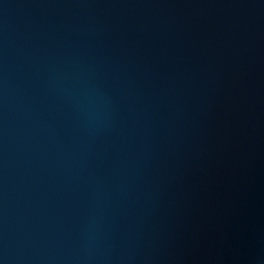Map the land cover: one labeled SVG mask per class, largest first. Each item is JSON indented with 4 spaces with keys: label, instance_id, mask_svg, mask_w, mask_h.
Segmentation results:
<instances>
[{
    "label": "water",
    "instance_id": "obj_1",
    "mask_svg": "<svg viewBox=\"0 0 264 264\" xmlns=\"http://www.w3.org/2000/svg\"><path fill=\"white\" fill-rule=\"evenodd\" d=\"M0 264H264V0H0Z\"/></svg>",
    "mask_w": 264,
    "mask_h": 264
}]
</instances>
